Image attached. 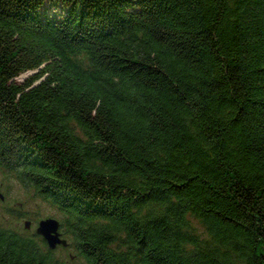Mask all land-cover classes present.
Returning <instances> with one entry per match:
<instances>
[{
    "label": "trees",
    "instance_id": "1",
    "mask_svg": "<svg viewBox=\"0 0 264 264\" xmlns=\"http://www.w3.org/2000/svg\"><path fill=\"white\" fill-rule=\"evenodd\" d=\"M0 165L88 264H264V0H0Z\"/></svg>",
    "mask_w": 264,
    "mask_h": 264
},
{
    "label": "rangeland",
    "instance_id": "2",
    "mask_svg": "<svg viewBox=\"0 0 264 264\" xmlns=\"http://www.w3.org/2000/svg\"><path fill=\"white\" fill-rule=\"evenodd\" d=\"M62 9L61 3L53 5L51 10L58 12ZM32 70L20 74L17 78L23 79L29 75ZM0 191L3 197L0 196V214L2 220L8 223L14 216L12 211H20L23 215L21 223L25 220L31 221V229H36L38 220L47 216L61 218L62 213L59 209L51 204L48 200L38 195L32 188L25 186L18 180L15 172L8 170L0 165ZM10 209V210H8ZM15 215V214H14ZM194 222L198 224L197 220ZM62 230V229H61ZM64 237H68L64 235ZM56 255L67 261V264H88L85 258L78 254L76 249L71 246L58 245L55 248Z\"/></svg>",
    "mask_w": 264,
    "mask_h": 264
},
{
    "label": "water",
    "instance_id": "3",
    "mask_svg": "<svg viewBox=\"0 0 264 264\" xmlns=\"http://www.w3.org/2000/svg\"><path fill=\"white\" fill-rule=\"evenodd\" d=\"M0 196L3 197L1 191ZM25 224L26 227H30L31 221L27 219L25 220ZM36 231L43 236L50 248H55L59 244H68L67 238L62 236L63 233L60 229V221L56 217L47 216L45 218H40L36 226Z\"/></svg>",
    "mask_w": 264,
    "mask_h": 264
}]
</instances>
